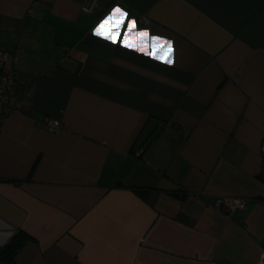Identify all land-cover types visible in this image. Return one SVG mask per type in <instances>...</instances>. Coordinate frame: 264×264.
I'll return each instance as SVG.
<instances>
[{
	"label": "crops",
	"instance_id": "0c3cea01",
	"mask_svg": "<svg viewBox=\"0 0 264 264\" xmlns=\"http://www.w3.org/2000/svg\"><path fill=\"white\" fill-rule=\"evenodd\" d=\"M82 2L0 0V264H264V0ZM132 19L173 64L121 46Z\"/></svg>",
	"mask_w": 264,
	"mask_h": 264
},
{
	"label": "snow or ice",
	"instance_id": "6c2138e0",
	"mask_svg": "<svg viewBox=\"0 0 264 264\" xmlns=\"http://www.w3.org/2000/svg\"><path fill=\"white\" fill-rule=\"evenodd\" d=\"M127 17L128 13L119 6L113 7L111 12L96 25L93 30L94 35L116 44V38L121 35ZM105 29L108 30L107 33ZM135 29L136 20H128L127 29L123 32V39L120 42L122 47L143 53L164 64H173V45L171 41L159 36L150 37L147 30L136 31Z\"/></svg>",
	"mask_w": 264,
	"mask_h": 264
},
{
	"label": "built area",
	"instance_id": "2783aa9c",
	"mask_svg": "<svg viewBox=\"0 0 264 264\" xmlns=\"http://www.w3.org/2000/svg\"><path fill=\"white\" fill-rule=\"evenodd\" d=\"M98 5V0H83L80 8L85 13H92ZM13 56V55H12ZM10 53L0 47V115L5 120L12 112L18 111L19 101H11L10 93L15 80L16 55L13 57ZM43 122L49 130H56L61 127L59 119L45 115ZM144 148L140 147L134 152L136 157H143ZM212 206L215 208L232 213L235 210H244L247 208V198L244 196H216L211 200ZM260 260L264 263V251L260 254Z\"/></svg>",
	"mask_w": 264,
	"mask_h": 264
},
{
	"label": "trees",
	"instance_id": "16d2710c",
	"mask_svg": "<svg viewBox=\"0 0 264 264\" xmlns=\"http://www.w3.org/2000/svg\"><path fill=\"white\" fill-rule=\"evenodd\" d=\"M15 245H16V242L15 243H10V244H8V246L7 247H5L4 248V250L3 251H5L8 247H10L11 249H13L14 247H15Z\"/></svg>",
	"mask_w": 264,
	"mask_h": 264
}]
</instances>
